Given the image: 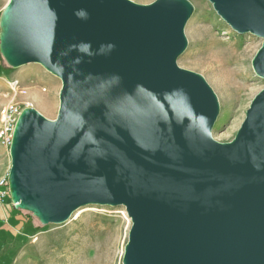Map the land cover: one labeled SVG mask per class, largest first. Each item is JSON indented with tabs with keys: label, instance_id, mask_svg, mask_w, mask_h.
<instances>
[{
	"label": "water",
	"instance_id": "1",
	"mask_svg": "<svg viewBox=\"0 0 264 264\" xmlns=\"http://www.w3.org/2000/svg\"><path fill=\"white\" fill-rule=\"evenodd\" d=\"M237 34L262 39L264 0H207ZM189 0H8L0 54L61 81L55 119L19 115L7 174L15 208L61 224L123 206L122 264H264V88L230 142L213 139L219 101L180 68Z\"/></svg>",
	"mask_w": 264,
	"mask_h": 264
},
{
	"label": "rangeland",
	"instance_id": "2",
	"mask_svg": "<svg viewBox=\"0 0 264 264\" xmlns=\"http://www.w3.org/2000/svg\"><path fill=\"white\" fill-rule=\"evenodd\" d=\"M131 1L150 4L155 0ZM189 1L194 12L184 29L188 44L177 65L202 75L213 89L220 111L212 137L221 143L230 142L252 98L264 88V79L255 75L251 65L262 39L234 32L207 0ZM7 2L0 0V14ZM241 51L246 52L244 65L235 61ZM222 64L232 72L231 76L221 69ZM60 88V79L41 65L31 63L12 68L0 54V113L6 106L17 104L55 119ZM35 93L45 99L47 106L32 102ZM9 167V147L0 143V179L7 177ZM81 208V215L71 222L72 216L64 223L46 225L33 214L18 213L15 207L0 211V264H122L131 226L130 219L129 222L125 219V208L107 205Z\"/></svg>",
	"mask_w": 264,
	"mask_h": 264
},
{
	"label": "built area",
	"instance_id": "3",
	"mask_svg": "<svg viewBox=\"0 0 264 264\" xmlns=\"http://www.w3.org/2000/svg\"><path fill=\"white\" fill-rule=\"evenodd\" d=\"M22 110V106L11 104L3 108L0 113V143L6 147L12 142L14 127ZM13 207L15 206L10 199L8 180L7 177H3L0 179V211Z\"/></svg>",
	"mask_w": 264,
	"mask_h": 264
},
{
	"label": "bare ground",
	"instance_id": "4",
	"mask_svg": "<svg viewBox=\"0 0 264 264\" xmlns=\"http://www.w3.org/2000/svg\"><path fill=\"white\" fill-rule=\"evenodd\" d=\"M246 52H244V51H241V52H238L237 53V55H236V59H235V61H236V63H243V65L245 64V61H246ZM224 64V63H223ZM223 64H222V70L224 71H228L229 73H228V75L230 74V76L232 75V72L230 71V70H228L226 67H223ZM222 75V74H221ZM241 75L243 76V72H241ZM214 78H215V76H214ZM216 79V78H215ZM220 80V77L218 76L217 77V81H219ZM216 81V82H217ZM226 84V83H225ZM224 85V84H223ZM32 102H36L37 104H40V105H42V106H47V103H46V101H45V99L43 98V97H41V95H38L37 93H35L34 94V96H33V99H32ZM30 103V102H29ZM82 209V208H81ZM81 209H78V210H76V211H74L73 212V214L71 215L72 217H71V219H70V222L71 221H73L74 219H76V218H78L80 215H81ZM126 213V212H125ZM127 215V214H126ZM126 215H124L125 216V219H127V221L129 222V217H128V215L126 216Z\"/></svg>",
	"mask_w": 264,
	"mask_h": 264
},
{
	"label": "trees",
	"instance_id": "5",
	"mask_svg": "<svg viewBox=\"0 0 264 264\" xmlns=\"http://www.w3.org/2000/svg\"><path fill=\"white\" fill-rule=\"evenodd\" d=\"M18 213H22L23 215H30L31 213L27 212V211H23L18 209Z\"/></svg>",
	"mask_w": 264,
	"mask_h": 264
}]
</instances>
